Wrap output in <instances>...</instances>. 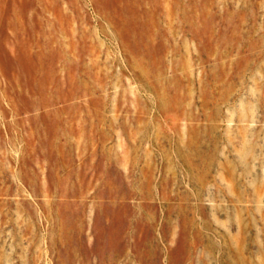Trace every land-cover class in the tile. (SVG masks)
I'll return each instance as SVG.
<instances>
[{"label":"rangeland","instance_id":"374dc122","mask_svg":"<svg viewBox=\"0 0 264 264\" xmlns=\"http://www.w3.org/2000/svg\"><path fill=\"white\" fill-rule=\"evenodd\" d=\"M0 264H264V0H0Z\"/></svg>","mask_w":264,"mask_h":264}]
</instances>
